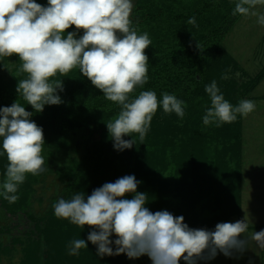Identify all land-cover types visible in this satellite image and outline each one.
Returning <instances> with one entry per match:
<instances>
[{
	"label": "clouds",
	"instance_id": "clouds-1",
	"mask_svg": "<svg viewBox=\"0 0 264 264\" xmlns=\"http://www.w3.org/2000/svg\"><path fill=\"white\" fill-rule=\"evenodd\" d=\"M264 0H238L233 15L257 17L264 25V14L255 11ZM132 0H47V6L36 0H0V57H19L21 71L27 78L18 81L17 93L36 112L45 105H58L63 90L62 81H51L59 73L67 75L74 68L99 89L104 97L121 106L114 121L107 123L114 148H132L134 140L124 136L133 133L144 140L153 116L162 105L167 114L175 113L183 119L184 102L175 95L163 93L158 100L154 91H142L134 99L130 94L148 80V34H138L130 19ZM195 25V17L188 20ZM83 30L67 32L70 27ZM198 48L199 45H197ZM226 78V77H222ZM211 107L203 117L205 125L217 127L232 123L238 115L246 117L256 104L241 100L233 106L225 100L215 80L205 87ZM32 113L20 103L0 108V138L8 165L3 182V197L11 203L19 199L15 193L25 181L26 174L39 175L44 169L41 155L44 145L43 129L30 119ZM134 175H126L93 190L85 199L81 193L70 200L59 199L53 205L57 218L93 230L87 241L70 242L69 255H78L90 241L97 246V255L126 254L130 259L147 255L152 264H197L199 258H214L217 251L228 256L230 250L243 251L248 238L239 239L248 229L246 221L222 222L212 231L193 229L184 223L183 216L170 212H151L146 194L137 192ZM133 193L132 199L124 198ZM117 239L112 241L110 236ZM251 239L264 248V229L252 234ZM117 246L115 253L110 245Z\"/></svg>",
	"mask_w": 264,
	"mask_h": 264
},
{
	"label": "trees",
	"instance_id": "trees-1",
	"mask_svg": "<svg viewBox=\"0 0 264 264\" xmlns=\"http://www.w3.org/2000/svg\"><path fill=\"white\" fill-rule=\"evenodd\" d=\"M237 2L238 0L135 1L130 17L132 27L138 34L146 32L151 44L145 50L148 56V80L143 86H137L129 99H134L140 92L148 90L154 91L158 100H162L163 93L172 94L184 102L185 115L181 119L175 113L167 114L161 105L153 116L143 141L137 133L124 136L125 140L135 141L130 149H115L107 129V123L118 117L121 106L107 100L81 74L79 68H74L67 75L57 73L50 78L51 81H62L63 90H57L61 103L45 105L42 112H36L16 91L18 81L27 78V74L20 70L22 61L16 55L0 57V108L11 106L15 102L20 103L32 113L30 119L43 129L44 141L54 142L55 147L62 144L68 132L75 133L77 129L86 126L87 134L97 131L100 135L99 144L91 150L92 158L97 162L94 161L93 165L84 170L82 163L78 165L72 162L64 170L68 183L61 198L70 200L75 194L81 193L87 199L94 189L105 183L115 182L123 176L132 175V171L136 170L142 176L141 180L146 184L147 190L156 187L155 182L158 188L166 190L149 192L145 207L153 213L166 210L173 216H183L184 223L190 228L202 229L200 225L203 224V214L211 208L210 191L205 196L195 192L189 188L193 184L187 178L182 184L178 172L168 184L173 185V188L167 190L165 178H161L160 174L171 173L174 164L169 166L168 163L174 162L172 151L179 150L183 156L180 160L181 171H187L185 165L194 166L195 163L196 168L190 172L195 173L197 183L208 186L205 180L208 171L202 170L203 164L201 165L200 160L194 161L196 150L201 147L198 141L204 136L205 130L209 128L212 133L214 130L218 132L215 123H203L206 109L211 107L205 87L215 80L224 98L234 99V81L222 77L236 63L224 52L219 41L229 23L238 15H233ZM36 3L47 6V0H36ZM192 17H195V25L188 23ZM67 32H76V38L83 35V30H76L75 26L66 30L65 37ZM234 123L239 126V122ZM216 136H212L214 140L218 138L216 159L221 152L219 146L225 147V151L230 148L239 149L238 141L235 142V148L227 140L229 136L226 133L219 132V137ZM2 139L0 138L1 141ZM89 149L91 148L88 147ZM134 160L139 163L138 170L130 166ZM205 162L207 163V159ZM7 165L8 160L0 143V185L6 178ZM184 175L186 177L189 173ZM188 179H192V175ZM208 181L214 182L213 178ZM20 187L21 191L15 193L19 199L9 203L8 210L12 213L23 210L27 203L29 193L26 192L25 183L20 184ZM133 196V193H128L124 198L132 199ZM6 202L3 197V203ZM30 218L34 222L30 232L34 231V238L27 239L24 245L25 264H152L147 255L134 259L124 253L97 255V246L90 241L86 248L79 250L78 255H69L70 242L75 239L87 241L92 228L87 225L82 228L67 219L57 218L54 209L39 219L32 216ZM109 239L115 241L117 237L113 234ZM110 247L115 253L117 246L113 243ZM207 256L206 251L204 258H199L197 264H206ZM180 264L186 262L181 259Z\"/></svg>",
	"mask_w": 264,
	"mask_h": 264
},
{
	"label": "rangeland",
	"instance_id": "rangeland-1",
	"mask_svg": "<svg viewBox=\"0 0 264 264\" xmlns=\"http://www.w3.org/2000/svg\"><path fill=\"white\" fill-rule=\"evenodd\" d=\"M135 1L132 0L133 5ZM254 10L264 14V6L257 5ZM219 43L236 63L225 74L227 80L234 81V99L225 100L233 106L244 99L252 100L256 108L246 117L238 115L236 122H239V126H235L234 122L224 123L216 126L218 132L214 130L213 133L208 128L198 141L201 147L196 150L194 161L200 160L202 170L208 171L206 178H213L215 183L205 178L210 188L196 182L195 173L190 172L196 168L195 163L194 166L183 164L187 171H181L180 160L183 156L179 150L172 151L174 162L168 163L169 166L174 164L171 173H162L160 176L165 178L167 190L173 188V185L168 184L178 172L182 184L187 178L193 184L189 188L195 192L205 196L210 191L211 208L203 214V224L200 225L202 229L212 231L222 222L243 220L248 224L247 232L239 237L241 240H249L243 251L233 249L228 256L217 251L215 257L208 259L206 264H264V248L251 239L253 233L264 229V25L257 23L255 16L238 14L221 35ZM86 128H79L75 133L68 132L63 138V145L59 143L58 147L53 146L54 142L44 141L41 155L45 161V171L36 176L26 174L24 183L29 194L23 210L15 213L8 210L10 202L6 200V204L3 203V183L0 185V264H25L24 245L27 239L34 238V231L30 233L34 224L30 216L36 219L43 217L61 199L68 183L64 170L72 162L78 165L82 163L84 170L96 161L92 158L91 150L99 144L100 135L97 131L87 134ZM219 132L226 133L229 136L227 140L235 148L237 141L240 147L225 151V147L219 146L222 153L219 152V158L216 159L218 138L214 140L212 136L219 137ZM88 147L91 149L88 150ZM134 161L130 166L138 170L139 163ZM132 175L141 182L137 192L148 195L149 192L165 190L158 188L156 182V187L147 190L141 180L142 176L136 170L132 171ZM191 175L192 179H188ZM185 185L188 183L185 182Z\"/></svg>",
	"mask_w": 264,
	"mask_h": 264
}]
</instances>
